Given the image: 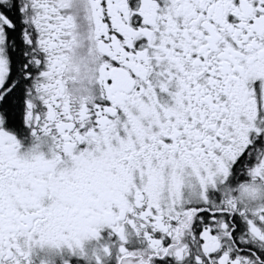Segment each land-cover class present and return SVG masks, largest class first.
<instances>
[{"label":"snow or ice","instance_id":"obj_1","mask_svg":"<svg viewBox=\"0 0 264 264\" xmlns=\"http://www.w3.org/2000/svg\"><path fill=\"white\" fill-rule=\"evenodd\" d=\"M0 264H264V0H0Z\"/></svg>","mask_w":264,"mask_h":264}]
</instances>
